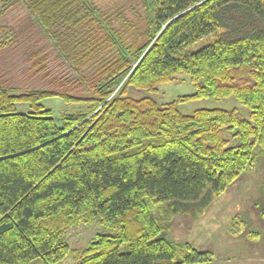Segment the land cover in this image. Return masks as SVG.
Instances as JSON below:
<instances>
[{
    "label": "trees",
    "instance_id": "obj_1",
    "mask_svg": "<svg viewBox=\"0 0 264 264\" xmlns=\"http://www.w3.org/2000/svg\"><path fill=\"white\" fill-rule=\"evenodd\" d=\"M21 1L77 77L25 91L0 77V264H60L70 253L77 264L210 263L211 251L166 238L151 205L220 196L264 154V0H152L154 30L124 46L91 0ZM43 52L30 60L47 77ZM182 73L195 94L161 104L128 95ZM229 97L249 115L178 105ZM48 98L86 107L60 124ZM97 221L108 232L72 250L65 230Z\"/></svg>",
    "mask_w": 264,
    "mask_h": 264
},
{
    "label": "rangeland",
    "instance_id": "obj_2",
    "mask_svg": "<svg viewBox=\"0 0 264 264\" xmlns=\"http://www.w3.org/2000/svg\"><path fill=\"white\" fill-rule=\"evenodd\" d=\"M105 14L120 46L130 44L136 37L147 39L154 30L152 0H91ZM5 0H0V77L10 86L25 91L37 88H58L67 77H77L76 72L55 44L40 31L32 20L24 1L10 0L3 9ZM15 39L11 47L3 42ZM208 36L195 43L190 50H198L214 40ZM117 46L114 47L116 51ZM43 50L47 56L46 73L35 74L31 53ZM94 66L87 71H92ZM120 86L115 88V93ZM78 89L76 93H80ZM196 86L190 75L182 73L172 82L161 84L158 91L129 90L136 99L152 96L160 104L172 102L180 97L195 94ZM46 108L54 110L56 120L71 111H82L86 104H66L63 99L48 98L43 101ZM182 113L192 114L197 109H235L249 115L247 108L235 97L227 99H191L179 103ZM28 110V105H19ZM260 154V153H259ZM252 166L220 196L203 197L188 203L186 207L169 202L152 203L153 212L159 218L164 236L184 247L211 251L213 256L207 264H264V154H260ZM108 229L99 221L76 225L65 230L64 239L72 250L87 249L101 233ZM60 264H77L72 253Z\"/></svg>",
    "mask_w": 264,
    "mask_h": 264
}]
</instances>
